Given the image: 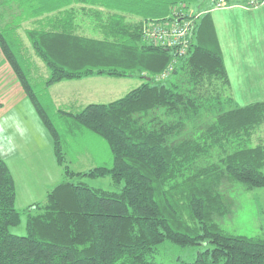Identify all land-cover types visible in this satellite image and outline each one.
Here are the masks:
<instances>
[{"label":"trees","instance_id":"trees-1","mask_svg":"<svg viewBox=\"0 0 264 264\" xmlns=\"http://www.w3.org/2000/svg\"><path fill=\"white\" fill-rule=\"evenodd\" d=\"M59 1L38 4L48 9ZM75 1L82 9L42 11L62 18L49 28L39 24L25 30L48 71L43 92L88 77L137 76L143 81L117 100L57 110L56 115L66 117L58 129L5 39L4 31L15 30L17 21L0 26V50L49 134L56 164L66 162L65 138L84 132L102 139L111 156V164L85 172L64 164L65 180L52 187L45 202L28 207L21 236L10 233L20 213L13 175L0 158V264H157L156 248L164 242L207 246L194 261L180 264H264V232L260 237L231 235L214 222L232 207L231 186L264 187V143L248 145L264 124V101L242 107L234 103L221 52L204 27H209V13L194 21L187 5L192 0ZM179 5L194 25L186 53L179 56L144 43V26L175 20ZM80 15L99 37L69 29L64 18ZM127 15L141 19L131 21ZM169 67V76L157 81ZM74 177H109L115 190L71 182Z\"/></svg>","mask_w":264,"mask_h":264},{"label":"rangeland","instance_id":"rangeland-1","mask_svg":"<svg viewBox=\"0 0 264 264\" xmlns=\"http://www.w3.org/2000/svg\"><path fill=\"white\" fill-rule=\"evenodd\" d=\"M187 5L189 6L191 16L195 17L194 21H198L201 16L203 17L207 13L210 14L211 11L210 0H192ZM26 25L27 23H24L22 27ZM204 27L208 29L207 31L209 33L210 28L205 24ZM13 30V28L9 27V29L4 31L5 39L10 44L11 50L14 52L15 56H17L24 71L29 75L34 90L39 95V99L47 109L53 123L58 129L64 124V119L66 117L56 115L55 112L57 110L75 111L79 108L82 109L89 103L103 104L117 100L143 81V79L137 76L121 79L110 77L93 79L92 77H88L81 80L63 81L54 84L47 89V93H44V82L48 75V71L42 61L34 54L26 36L22 37V29H19L18 33L22 38L20 39L23 40L24 46L12 35ZM207 31L204 30L201 36L206 34ZM79 32L84 35L88 33L89 37H97L96 34H98L97 29L89 19L85 20ZM207 43V45H209L210 42ZM24 55L26 57L23 58ZM29 60L31 65L34 63L36 69L27 70L25 65L29 66ZM157 78L160 79V77ZM158 79L156 80L159 81ZM122 82H125V88L121 86ZM112 86H114V88L109 92L108 90L111 89ZM26 98L23 102L21 101L18 106L13 105L12 110L7 112L6 119L11 129L14 132L17 131L22 140H26V146L30 153V146L32 148V144H34L35 149H37L43 140L44 142H46V139L50 141V137L43 127L33 105ZM20 118H23V123L20 122ZM36 124L40 130L36 128ZM25 127L30 130L28 135L25 132ZM44 136H46V139ZM65 139L67 140L64 146L66 162L63 163V165L67 164L71 171L85 172L95 166L111 164V156L106 144L102 139L92 133L84 132V134L79 137L76 136L74 138ZM260 141L264 143V124L255 131L248 145L251 147L256 146ZM14 147L17 150L20 147L21 150L22 145L19 139L14 141ZM219 151L220 149H217L213 151L212 154L216 156ZM18 152L20 153L19 150ZM39 156H41L40 159H34L28 164H23V170H19L21 169V166L18 164L19 159L14 160L17 163H14L16 164L15 167L18 168L12 169L16 188L15 207L20 213V222L17 226L11 227L10 233L17 236L26 233V213L28 207L33 206L35 203L45 202L46 195L52 187L65 180L64 170L62 168L63 165H57L54 158L52 160L46 151L39 154ZM28 157L29 154L27 158ZM71 182H85L93 188L115 190L112 180L109 177H74L71 179ZM227 196L231 199L232 207L229 213L224 217L216 216L214 222H216L224 232L231 235L249 237L263 236L264 187L247 190L244 185L235 184L228 190ZM206 247L207 246L203 244L193 247H180L170 242H164L156 248L155 261L157 264L192 262L195 260L198 252L204 250Z\"/></svg>","mask_w":264,"mask_h":264},{"label":"crops","instance_id":"crops-1","mask_svg":"<svg viewBox=\"0 0 264 264\" xmlns=\"http://www.w3.org/2000/svg\"><path fill=\"white\" fill-rule=\"evenodd\" d=\"M5 1L0 0V26L5 28V24L9 21L12 23L17 21V25H14V33L20 36L18 30L22 29V37L25 36L27 29L39 27V24L49 28L54 25V21L62 18H52L55 13L42 14V11H51L55 7H60V11L72 8L82 9V4L75 0H60L48 9L46 7L41 8L38 0H11L7 3ZM104 10V12H108V9ZM127 18L131 21L141 19L135 15H127ZM64 19L69 22L70 30L82 34L79 30L87 18L83 19L80 15L74 19L72 17ZM209 19L210 34L214 45L218 47L224 60L234 103L242 107L264 101V0L254 8L242 5L212 8L211 4ZM24 23L27 25L22 27ZM96 35L99 37L100 34ZM35 67L33 65V69ZM92 78L100 79L102 77ZM121 86L125 88V82H122ZM113 88L114 86L108 91L111 92ZM25 98L18 79L0 50V158L6 162L12 175V169H18L15 167L17 163L14 160L16 159H19L18 164L21 166L19 170L24 169L23 164H28L34 159H40L39 154L44 151L48 152L49 157L53 160L51 140L48 141L44 136L46 142L43 140L37 149L32 144L29 153L26 140H22L17 131L14 132L11 129L6 119L7 112L12 110L13 105L18 106ZM20 119V122L23 123V118ZM36 128L40 130L37 124ZM29 131V128L25 127L27 135ZM16 139H19L22 145L21 150L20 147L18 148L20 153L14 147ZM28 154L29 157L27 158Z\"/></svg>","mask_w":264,"mask_h":264},{"label":"built area","instance_id":"built-area-1","mask_svg":"<svg viewBox=\"0 0 264 264\" xmlns=\"http://www.w3.org/2000/svg\"><path fill=\"white\" fill-rule=\"evenodd\" d=\"M212 8H225L233 6L226 3V0H210ZM261 0H244L242 6L254 8L260 4ZM185 11L181 5L173 10V21L154 22L144 26L142 30V40L148 45L172 49L182 56L186 53L193 31V20L185 19ZM187 18V17H186ZM172 67H169L160 77L167 78ZM158 79V78H156ZM158 79V80H160Z\"/></svg>","mask_w":264,"mask_h":264}]
</instances>
